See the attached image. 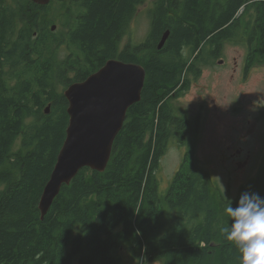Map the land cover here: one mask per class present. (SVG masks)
I'll list each match as a JSON object with an SVG mask.
<instances>
[{
    "label": "trees",
    "instance_id": "trees-1",
    "mask_svg": "<svg viewBox=\"0 0 264 264\" xmlns=\"http://www.w3.org/2000/svg\"><path fill=\"white\" fill-rule=\"evenodd\" d=\"M146 1L0 0V264H74L76 255L78 264H121L116 234L133 259L239 264L221 232L231 224L223 206L228 198L235 207L244 191L264 197V156L236 196L213 190L196 156L199 121L178 114L168 97L186 73L198 77L220 56L226 39L244 40L247 66L264 64V0H154L147 35L121 48ZM53 3L68 18L61 34L50 23ZM248 8L254 18L243 24ZM63 47L71 55L59 60ZM112 58L145 68L141 101L129 108L106 169H81L43 215L41 196L69 123L55 80L65 87L83 81ZM170 141L184 157L162 196L156 172ZM165 205L174 212L167 225Z\"/></svg>",
    "mask_w": 264,
    "mask_h": 264
},
{
    "label": "rangeland",
    "instance_id": "rangeland-1",
    "mask_svg": "<svg viewBox=\"0 0 264 264\" xmlns=\"http://www.w3.org/2000/svg\"><path fill=\"white\" fill-rule=\"evenodd\" d=\"M153 1L147 0L138 5L135 16L122 36L121 48L127 42L140 41L147 35L151 26L149 11ZM64 12L65 8H59L56 3L49 9V17L53 18L50 20L53 30L60 34L68 29L63 25V22L68 21ZM253 18L254 12L246 9L243 24L251 22ZM69 53V49L61 48L59 60L66 58ZM246 53L242 38L226 39L222 45V54L214 61L203 64L197 78L186 73V77L193 79L187 92L176 98L173 94L168 97L177 113L192 121L198 119L200 128L197 160L210 172L212 189L218 187L231 196H236L240 185L255 175L264 156V64H255L250 72L244 73ZM70 85L65 87L55 80L58 93L64 94ZM252 108L256 111H250ZM19 145L20 139L14 149ZM183 157L184 149L170 141L156 172L157 185L162 196L167 193ZM173 214L165 205L162 223L167 225ZM116 231L120 232L121 227ZM116 237H119L122 244L119 252L122 257L121 264H164L162 259H133L130 243L121 239L118 234ZM134 253L138 257V253ZM79 258V255L74 257V264H78Z\"/></svg>",
    "mask_w": 264,
    "mask_h": 264
},
{
    "label": "water",
    "instance_id": "water-1",
    "mask_svg": "<svg viewBox=\"0 0 264 264\" xmlns=\"http://www.w3.org/2000/svg\"><path fill=\"white\" fill-rule=\"evenodd\" d=\"M33 1L41 5L51 2ZM168 37L169 31H166L160 48ZM145 77L146 70L141 64L112 58L86 80L76 82L64 91L69 102V123L41 196L39 207L43 215L63 185L70 184L81 169L89 167L100 172L106 169L129 108L141 101Z\"/></svg>",
    "mask_w": 264,
    "mask_h": 264
},
{
    "label": "clouds",
    "instance_id": "clouds-1",
    "mask_svg": "<svg viewBox=\"0 0 264 264\" xmlns=\"http://www.w3.org/2000/svg\"><path fill=\"white\" fill-rule=\"evenodd\" d=\"M232 204L233 201L226 198L223 212L231 224L221 228L224 238L238 249L239 264H264V197L244 191L236 206Z\"/></svg>",
    "mask_w": 264,
    "mask_h": 264
},
{
    "label": "flooded vegetation",
    "instance_id": "flooded-vegetation-1",
    "mask_svg": "<svg viewBox=\"0 0 264 264\" xmlns=\"http://www.w3.org/2000/svg\"><path fill=\"white\" fill-rule=\"evenodd\" d=\"M222 61V60H221ZM261 63H257V65H259ZM255 64L251 65V66H247L246 61L243 64V70L244 73H248L250 72V70L252 69V67ZM194 78H197L196 75L191 74ZM187 79V80H185ZM193 79H191L189 76L186 77L184 76L183 80L180 82V84L172 91L173 97H177V96H181L182 94L186 93L187 90L189 89L190 84L192 83ZM179 114V113H178Z\"/></svg>",
    "mask_w": 264,
    "mask_h": 264
}]
</instances>
